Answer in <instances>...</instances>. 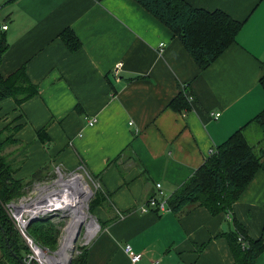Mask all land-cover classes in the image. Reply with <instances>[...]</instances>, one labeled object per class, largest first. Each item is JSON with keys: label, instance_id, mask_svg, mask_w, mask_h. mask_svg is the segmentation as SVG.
Listing matches in <instances>:
<instances>
[{"label": "crops", "instance_id": "0c3cea01", "mask_svg": "<svg viewBox=\"0 0 264 264\" xmlns=\"http://www.w3.org/2000/svg\"><path fill=\"white\" fill-rule=\"evenodd\" d=\"M184 1L243 24L203 71L133 0H0V25L7 26L0 42L8 46L0 76L23 68L38 89L21 111L10 99L0 102V130L22 124L15 138L26 159L14 178L82 164L100 181L106 205L92 213L101 227L86 247L87 264H130L126 245L141 254V264H233L218 237L234 221L251 240L264 241L263 170L228 213L211 216L199 205L179 216L139 213L157 195V183L167 200L264 110V0ZM69 29L82 44L77 52L60 41ZM185 87L193 96L189 109L171 110ZM91 119H97L92 127ZM43 127L49 141L42 145L36 132ZM256 131L250 124L244 130L247 137ZM255 264H264V252Z\"/></svg>", "mask_w": 264, "mask_h": 264}, {"label": "trees", "instance_id": "16d2710c", "mask_svg": "<svg viewBox=\"0 0 264 264\" xmlns=\"http://www.w3.org/2000/svg\"><path fill=\"white\" fill-rule=\"evenodd\" d=\"M133 1L180 41L201 71L212 65L236 41V35L243 27V24L220 10L210 12L194 8L184 0ZM60 41L69 52H77L82 48V44L70 29L60 34ZM7 48L2 40L0 64ZM260 82L264 90V74ZM37 95L38 89L25 75V69L21 68L6 79L0 76V102L10 99L16 105V110L21 111V106ZM189 98L193 99V96L189 88L185 87L169 104V108L173 111L188 110ZM249 124L257 130L256 134L260 133V139L253 142L248 139L250 136L247 137L244 130ZM249 124L219 145L216 152L205 160L191 178L177 187L174 194L166 200L168 212L179 216L192 205H199L211 216H217L232 209L255 173L264 171V110ZM21 127L22 124H17L0 130V262L9 264H21L26 247L14 223L7 218L2 205L16 199L26 186L42 181L44 176V171H40L33 174L28 181H18L14 178L26 159V149L19 151L21 142L15 138V133ZM44 129L45 127L36 132L42 145L49 141ZM9 148L15 149L14 152H7ZM113 163L116 164L117 160ZM105 201L106 197L102 192H97L89 202L91 214L98 205H106ZM152 212L160 214L156 210ZM42 224V221L31 222L26 229L27 235L33 236L39 244H43L42 246L55 245L57 232L53 228L44 229ZM218 238H223L229 245L233 264H255L257 257L264 252L263 239L251 240L247 229L236 221L232 231L224 232ZM82 249V256L71 264H87L88 250Z\"/></svg>", "mask_w": 264, "mask_h": 264}, {"label": "built area", "instance_id": "2783aa9c", "mask_svg": "<svg viewBox=\"0 0 264 264\" xmlns=\"http://www.w3.org/2000/svg\"><path fill=\"white\" fill-rule=\"evenodd\" d=\"M0 30L6 31L7 26L0 25ZM160 47H162V44ZM120 68L121 63L117 64L114 68V78L118 76ZM219 116L220 113H214L213 115L215 120H217ZM96 122L97 119H91L88 125L92 127ZM53 173L56 177L55 180L42 183L44 184L43 190L45 194L36 202L31 204L27 203L26 205L25 203L9 205L12 203L11 202L5 205L8 214L10 211L14 212L11 217L13 219L12 222L28 251L27 256L23 259L24 264H56L55 256L49 254L47 251L41 250L37 247L33 238L27 235L26 229L31 223V220L45 218L50 215L64 217L66 214H71L76 207L81 208V214L84 216L83 210L87 209L89 211V202L97 192H101L100 181H98L95 176H92L82 164L77 169L70 172L63 171L60 167H56ZM37 183L41 182H36L33 186ZM155 188L157 189V195L149 198L144 205L140 206L139 213L148 214V212L154 210L161 214L168 212L166 199L164 198L160 184L157 183ZM96 225L95 228L91 227V225H87L83 228V237L81 238L82 247L86 248L93 236L100 231V225L97 222ZM124 248L130 264H141V254L134 252L128 245ZM59 261L61 262L60 259ZM152 264L158 263L154 262Z\"/></svg>", "mask_w": 264, "mask_h": 264}, {"label": "rangeland", "instance_id": "374dc122", "mask_svg": "<svg viewBox=\"0 0 264 264\" xmlns=\"http://www.w3.org/2000/svg\"><path fill=\"white\" fill-rule=\"evenodd\" d=\"M248 139H250V141H252V142L255 140H258V139H260V133L259 134L254 133ZM10 151H14V150H12V148H9V150H7V152H10ZM51 170H52V172L49 175L44 174L43 178L41 179L42 181H39L41 183H37L34 186H33V184H31L30 186H26L24 188V190L22 191L23 193L20 196H18L14 200L8 202V203L12 202L9 205H16L18 203H25V205H26L27 203L31 204V203L36 202L40 197H42L45 194V192L43 190L44 184H42V183H45V181L55 180V178H56L54 173H53V168ZM5 205L6 204H3L2 208H3L7 218L12 221L13 219L11 217L14 214V212L10 211L11 213L9 212V215H10L9 216L8 211L7 210L5 211V209H6ZM81 211L82 210H80V212ZM83 212H84V216L81 215L82 221L78 225V227L76 228V231H75L74 236L72 238H69V235L66 231L69 224L73 221L71 214H66V215H64V217H58L56 215H50V216H46L47 218L45 217V218H39V219L31 220V222L42 221V223H43L42 227H44V229L53 228L57 232L58 236H57L55 245H51L50 247L42 246L43 244H39V242L36 241L33 236H30V237L33 238L37 247H39L41 250L47 251V252H49V254H53L55 256L56 264H71V262L75 261L76 259H79L82 256V252H83L82 248H85V247H82V245H81V238L83 237V235H82L83 228L86 227L87 225L88 226L91 225V227H94V228L97 226V225H95L96 219H93L92 214H91V210L88 211L87 209H84ZM75 241H76V243H75ZM25 251H26V253L25 252L23 253L24 258L28 254L27 248L25 249ZM64 256H66V259L64 258ZM59 259L61 260V262L59 261Z\"/></svg>", "mask_w": 264, "mask_h": 264}, {"label": "bare ground", "instance_id": "6f19581e", "mask_svg": "<svg viewBox=\"0 0 264 264\" xmlns=\"http://www.w3.org/2000/svg\"><path fill=\"white\" fill-rule=\"evenodd\" d=\"M76 207V206H75ZM81 208L76 207L75 210L72 211L71 215H72V222L69 224V226L67 227V233L69 235V238H72L74 236V233L76 231V228L78 227V225L81 223L82 221V214L80 212ZM47 218V217H46ZM84 223V222H83ZM96 225V224H95ZM94 229V228H93ZM65 232V231H64ZM66 251V250H65ZM65 254V253H64ZM64 258L66 259V256H64Z\"/></svg>", "mask_w": 264, "mask_h": 264}, {"label": "water", "instance_id": "95a60500", "mask_svg": "<svg viewBox=\"0 0 264 264\" xmlns=\"http://www.w3.org/2000/svg\"><path fill=\"white\" fill-rule=\"evenodd\" d=\"M76 242V241H75ZM21 264H24L23 261L21 262Z\"/></svg>", "mask_w": 264, "mask_h": 264}]
</instances>
